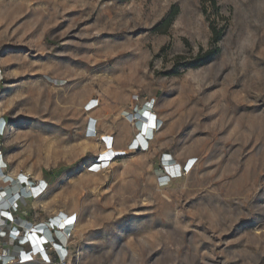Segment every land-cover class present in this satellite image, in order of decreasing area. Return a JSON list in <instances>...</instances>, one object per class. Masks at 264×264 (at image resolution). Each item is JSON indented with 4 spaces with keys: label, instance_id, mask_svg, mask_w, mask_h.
<instances>
[{
    "label": "rangeland",
    "instance_id": "obj_1",
    "mask_svg": "<svg viewBox=\"0 0 264 264\" xmlns=\"http://www.w3.org/2000/svg\"><path fill=\"white\" fill-rule=\"evenodd\" d=\"M134 100L149 148L89 171ZM0 117L10 171L46 182L19 216H75L64 262L25 264H264V0H0Z\"/></svg>",
    "mask_w": 264,
    "mask_h": 264
},
{
    "label": "built area",
    "instance_id": "obj_2",
    "mask_svg": "<svg viewBox=\"0 0 264 264\" xmlns=\"http://www.w3.org/2000/svg\"><path fill=\"white\" fill-rule=\"evenodd\" d=\"M94 106H96V104H90L87 110H90ZM129 109L133 111L135 116L131 124L135 128V131H137L136 137L141 130L137 114H143L142 111H150V127L154 132L162 126V120L151 110V105L148 101L143 105H138L137 100H134ZM86 132L87 137L92 136L88 131ZM1 135H3L2 132H0V136ZM108 138L110 140H108ZM101 139L108 148L113 143V137L111 135L102 136ZM147 148H149L148 144H146V146L140 145V147H138V144L133 145L130 143L126 149L122 151H145L143 149L147 150ZM98 159L99 157L96 160ZM97 163L98 161L89 165L88 170L97 172L106 166V164H104V166L103 164L101 166L96 165ZM192 165L191 161H186L182 169H179L178 173L182 174L189 171ZM11 174L14 173L10 171L7 161L3 158V144L0 142V176L3 177V183L0 184V264H25L35 260H41L47 263L54 261L62 262L67 252L65 251L62 256L56 245L62 244L64 245V249H66L67 246L61 242L56 231L63 229L69 239L72 234L75 216L62 214L58 216V218L57 216H50L44 221L37 222L29 221L25 217L19 216L21 202L27 199H37L42 196L46 189V182L44 180L32 179L27 173L18 171L15 176L17 177L16 180L19 191L17 192L15 199L12 200L7 197L8 193H6L7 191L5 189V186L12 184ZM172 177H175V175L170 176L168 174H162L157 178V183L159 186H164ZM26 222L29 224L24 225ZM41 223H44L45 228L37 229L36 231L42 236V230H46V232L49 233V237L48 240L45 241L44 246H39L37 248L38 243H35V236L29 225L34 224L36 228Z\"/></svg>",
    "mask_w": 264,
    "mask_h": 264
},
{
    "label": "bare ground",
    "instance_id": "obj_3",
    "mask_svg": "<svg viewBox=\"0 0 264 264\" xmlns=\"http://www.w3.org/2000/svg\"><path fill=\"white\" fill-rule=\"evenodd\" d=\"M92 109V108H91ZM131 112V120L134 119V113L132 110H130ZM129 112V113H130ZM145 112V113H144ZM129 113L125 114L128 115ZM143 114H137L138 118H139V123H140V126H141V130L139 132V135L136 137V134H137V131L135 132V135L132 139V141H130L128 144L132 143L133 145L135 144H138V147H140V145L142 146H146V144H148V147H149V143H150V140H152L155 136V132L153 131V129L150 127V111L148 110L147 114H146V111H142ZM90 120H89V123H88V126H87V131L92 134L91 137H96L98 136V133L96 131V119H94L93 117H89ZM130 120V119H129ZM130 120V121H131ZM6 120L4 118H0V132H2L4 134L5 132V128H6ZM94 125V126H93ZM161 129V127L159 128ZM158 129V130H159ZM95 132V133H94ZM106 134L104 135H99L98 139H100V141L103 143L101 137L102 136H105ZM104 138V137H103ZM104 144V148L103 149H99L97 150V153H96V158L99 157L98 160H95L94 162L98 161V163L96 165H99L101 166L102 164H108L109 166L111 164H114V159L117 157V156H121L120 153L123 154H126L127 151H122V149H117L113 146V143L111 146L106 147V144ZM127 144V146H128ZM126 146V147H127ZM148 149V148H147ZM143 150H146V149H143ZM137 151V150H136ZM164 160H165V163L168 165V170H169V173H177L179 171V169L183 167V165H179L176 161L173 160L172 157L169 156V154H165L164 155ZM177 163V164H176ZM190 163V162H189ZM106 167V166H105ZM104 167V168H105ZM98 172V171H97ZM17 172H15L14 174H11L12 175V184L11 185H7L5 186V189H6V193H8L7 197L11 198L12 200L15 199V196L17 194V192L19 191L18 190V183H17V180H16V174ZM14 175V176H13ZM3 177L0 176V184L3 183ZM21 199V198H20ZM31 200V199H30ZM27 225L29 224L28 222L24 223V225ZM31 227V231H33L34 233V236H35V243L37 244V248L39 246H44V243L45 241L48 240V237H49V233L46 232V230H42L43 231V235L41 236L40 233H38L36 230L37 229H41V228H45L44 226V223H41L38 227L35 228L34 224H30L29 225ZM75 227V226H74ZM74 227L72 228V230H74ZM56 234L60 237V240L63 244H67V241L69 240L67 238V235L64 233L63 229L61 230H57L56 231ZM57 248H58V251L59 253L63 256L64 255V252L66 251L67 252V249H64V245L60 244V245H56ZM68 254V252H67ZM67 254L66 256H64L62 262L65 261V259L67 258Z\"/></svg>",
    "mask_w": 264,
    "mask_h": 264
},
{
    "label": "crops",
    "instance_id": "obj_4",
    "mask_svg": "<svg viewBox=\"0 0 264 264\" xmlns=\"http://www.w3.org/2000/svg\"><path fill=\"white\" fill-rule=\"evenodd\" d=\"M144 113H145V112H144ZM146 113H147V112H146ZM135 132H136V131H135ZM135 132H134V135H135ZM102 135H104V134H102ZM133 137H134V136L131 137L130 141H132ZM113 139H114V140H113V146L115 145L116 147H118V149L123 148V147L125 146L126 142H127V144L129 143V140L126 141V142H124V141H122V140H120V141H116V140H115V137H114ZM108 140H110V139L108 138ZM127 144H126V146H127Z\"/></svg>",
    "mask_w": 264,
    "mask_h": 264
},
{
    "label": "trees",
    "instance_id": "obj_5",
    "mask_svg": "<svg viewBox=\"0 0 264 264\" xmlns=\"http://www.w3.org/2000/svg\"><path fill=\"white\" fill-rule=\"evenodd\" d=\"M174 14H175L174 12H173V13H170V15H169L167 18H165L164 21H165L166 23H170L171 20H172V18H173V15H174ZM217 40H218V37L215 36V37H214V41H217Z\"/></svg>",
    "mask_w": 264,
    "mask_h": 264
}]
</instances>
